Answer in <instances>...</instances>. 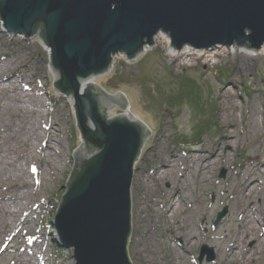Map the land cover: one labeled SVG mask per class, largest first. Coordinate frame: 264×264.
Here are the masks:
<instances>
[{
  "label": "rangeland",
  "instance_id": "374dc122",
  "mask_svg": "<svg viewBox=\"0 0 264 264\" xmlns=\"http://www.w3.org/2000/svg\"><path fill=\"white\" fill-rule=\"evenodd\" d=\"M162 34L131 60L113 56L106 73L94 79L128 103L108 108L109 118L128 113L150 131L131 181L129 258L132 264H264V53L245 57L243 47L250 44L234 43L243 52L218 47L206 57L170 56ZM47 49L39 35H9L0 18V65L21 55L22 63L9 72L20 71L25 82L35 79L29 99L20 100L14 75V87L0 92V121L21 114L31 132L39 127L42 137L41 128L51 127L53 134L48 150L41 139L18 141V147L37 145L24 161L10 148L16 140H0V155L16 163L0 158V206L14 212L7 217L8 236L1 232L0 208V264H75L70 249L57 253L51 221L82 138L71 97L54 89ZM19 193L25 195L20 215ZM22 217L28 220L16 231ZM252 228L259 232L254 240L247 237ZM234 247L241 253L231 254Z\"/></svg>",
  "mask_w": 264,
  "mask_h": 264
},
{
  "label": "water",
  "instance_id": "95a60500",
  "mask_svg": "<svg viewBox=\"0 0 264 264\" xmlns=\"http://www.w3.org/2000/svg\"><path fill=\"white\" fill-rule=\"evenodd\" d=\"M0 18L11 36L43 29L56 90L72 99L82 142L51 221L59 245L75 264H132L130 188L150 131L133 116L109 118L108 108L128 105L124 95L81 83L106 73L116 53L135 58L159 32L176 49L260 48L264 0H0Z\"/></svg>",
  "mask_w": 264,
  "mask_h": 264
},
{
  "label": "bare ground",
  "instance_id": "6f19581e",
  "mask_svg": "<svg viewBox=\"0 0 264 264\" xmlns=\"http://www.w3.org/2000/svg\"><path fill=\"white\" fill-rule=\"evenodd\" d=\"M162 33L163 32H159L158 34H162ZM162 38H163L164 43L167 45V50H168V53L170 56L179 57V56H188V55H194L195 56L196 55L197 57H200V56L206 57L207 56L206 54H208V52H214L215 51L213 49L210 51L209 50H201V49H197V48H192V47L187 46V45H184L180 49H176V48H172L170 46V38L167 34L163 33ZM45 47L48 48L47 46H45ZM243 48H245L244 53H247V54H245V57L246 56L252 57V56L260 55L261 53H264V44H262V46L260 48H257V49H254L252 47L251 48L243 47ZM228 49H231V51H233V52L239 50L238 46L235 44H232L230 47H228ZM47 51H48V49H47ZM239 52H243V50L240 49ZM117 54H120V53H116L113 56H116ZM208 56H212V55L209 54ZM21 59H22V57H21V55H19V59L14 60L13 62H9V63L4 62L3 65H0V92L6 93L7 85L14 87L15 83L13 81V78H14V75H16L18 80H19V83L22 87L20 88V93L15 91V89L13 88V93L16 94V92H17V94H18L17 98L20 100L21 99L25 100L28 98V96H30L29 94H26V92L27 91H34V89H32V87H33L35 79L30 80L29 82H25L26 78L22 77L18 73L20 71H18L17 73L9 72V68L11 67V65H17L19 63H22ZM33 67H34V65L29 66L28 63H24V66H23L24 69H27V68L33 69ZM94 79L95 78H92V79L88 78V79L84 80V82L81 83V89L84 88V85L86 83L85 81H87V80L92 81ZM227 102H229V100H227ZM125 115H130V114L125 113ZM0 118H1V114H0ZM1 119H3V118H1ZM0 123H1L0 140H5V141H7V140L8 141H15L16 140L17 146L15 147V150L12 147H10V148L14 153L18 154L17 155L18 159H23V161H24L26 156H28L29 154L32 153V150L34 151L37 149V145L30 144L29 146L21 145L20 147H18L19 146L18 141L23 142V144H27L30 141L32 142L34 140V138L36 141L41 139V141L43 142V145H44L43 148L45 150H48V141L53 139V134H51V127L50 128H47V127L41 128L44 132L43 136L42 137H41V135L38 136L37 133H38V130L40 128L38 127L37 129H34L31 132L29 130V127H26L29 125L28 119L24 115H21V114L15 115L13 118L10 117V118H7L6 120H1ZM13 127H16L17 129L12 130ZM31 127L34 128V126H31ZM5 131H8V134H5ZM229 137H230V135L228 136V138ZM229 140H230V138H229ZM0 156H1L0 157L1 159H8V161L10 160L5 154L3 156L2 155H0ZM4 164H8L10 166V165L16 164V163H14L12 160H10L9 162H4ZM13 167L14 166H12V168ZM15 169L16 170L20 169L22 171H25V169L22 166H20V167L16 166ZM21 178L25 179L26 177H24V175H23V176H21ZM15 179L20 181L17 178H15ZM252 182H254V180L248 181L245 184L246 191L251 189ZM7 183H8V181H7ZM10 187L16 188L15 183H11ZM5 189H7V188L5 187ZM24 197H25V195L23 193H19V196L15 199L19 215L22 214V206H21L22 202H21V200ZM3 207L4 206H0V208H3ZM12 213H14V212L11 210L3 208L4 220L2 223L3 224V230L1 232L5 233V235H8V233L10 232V229H11L9 223L7 222V217L12 216L13 215ZM18 214L16 215L17 218L19 216ZM19 220L20 221L18 222V225L15 229L16 231L21 230L23 224H25L28 219H27V217H22ZM182 223H184V222L182 221ZM255 232L256 231H254V229L252 228L251 232L249 233V235L247 237H249V238L252 237V239L255 238V235H257L259 233V232H256V233ZM236 251H239V250H238V248L234 247L231 254H234ZM239 253H241V252L239 251Z\"/></svg>",
  "mask_w": 264,
  "mask_h": 264
},
{
  "label": "trees",
  "instance_id": "16d2710c",
  "mask_svg": "<svg viewBox=\"0 0 264 264\" xmlns=\"http://www.w3.org/2000/svg\"><path fill=\"white\" fill-rule=\"evenodd\" d=\"M38 29H40V26H36L35 30L37 31ZM35 30H34V33H35ZM40 33H41L40 37H42L43 36V29L40 30ZM53 86H54V89L56 90L57 89L56 84H53ZM68 95H70V94H68ZM201 135H203V131H199L197 133V137H200ZM55 248L57 250V253H59V254H61V252L64 251V248H62L59 244H55Z\"/></svg>",
  "mask_w": 264,
  "mask_h": 264
}]
</instances>
